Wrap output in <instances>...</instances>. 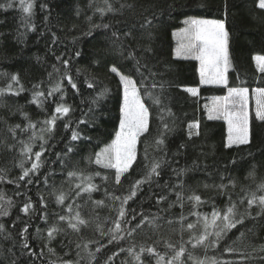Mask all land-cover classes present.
<instances>
[{
	"label": "snow or ice",
	"instance_id": "snow-or-ice-1",
	"mask_svg": "<svg viewBox=\"0 0 264 264\" xmlns=\"http://www.w3.org/2000/svg\"><path fill=\"white\" fill-rule=\"evenodd\" d=\"M95 0H89L88 7L92 9L93 16L97 13L100 16V22H93V17L88 16L89 27L81 33V37L92 36L96 31L103 30L106 38L112 45L111 55L118 57L121 61L128 62L131 67L129 72L125 73L121 70V66L117 63H111L109 71L118 77V83L122 92L119 102V124L114 132L110 142L106 143L99 151L87 157L88 165H96L99 169L110 170L113 172V184L111 190L106 186L109 179L108 175L102 174L101 171L85 172L77 168L67 171L66 183L70 185L69 191L63 190L51 191L50 196L54 197L56 205L60 206L59 212L49 213L47 211L48 201L43 195H40L34 204L30 196L26 197L22 207L18 209L23 213L27 220H23L20 216L12 221L13 228L17 227V222L23 224L19 228L17 235L20 237L21 255L26 254L29 259L43 255V249L46 248L48 253L56 254V250L52 247V243L56 241L57 236L61 233L67 234V230L82 234V230L89 227L95 221V230L101 237H108L107 243L102 244L99 240H84L82 243H76L75 248L77 259H63L61 264H81V261L87 257V264H100L97 253L106 250L108 245L113 243L119 244L121 241L129 240L128 247H120L119 251L112 252L104 260L103 264H114V258L120 253H126L130 259L121 261V264H221L220 261L213 258H205L203 260L194 257L191 250L186 247L190 244L192 249L202 247L205 252L208 248H217L221 242L225 240L228 233L237 228V225H244L245 220L264 219V181L256 185L255 190L241 189L242 195H238L234 200V190L236 187L235 179L229 175L228 182L224 183L225 176L221 175L219 184L203 183L205 189H214L216 196L204 197L191 185L187 184L184 177L188 173L202 171L206 176L211 177L212 173L208 171V165H203L198 160H193L191 166L172 167L178 164L176 157L182 155V149L187 148L188 141H192L193 137L200 136V122L198 120L188 122L186 125L187 141L176 145L175 152H169V142L177 131V117L173 112L169 103V97L166 95L167 88L171 86V82L165 80L164 73L159 71L160 62L156 60V51L152 47L153 31L156 24L162 23L160 16L155 12L150 15L146 8L139 15L142 22H139L140 36L135 35L137 24L130 26L126 20L109 19L108 17L123 16L125 10H134L136 5L133 3H119V7L115 6L113 0H103V6L93 8ZM18 6L21 16V27L26 28L29 32H36L37 26L33 21L35 15L34 8L36 0H5L0 3V9H11ZM41 10L48 9L47 3L39 5ZM205 8L204 4L198 5ZM224 18H200L193 15H186L182 20L183 27L172 32V36L177 38V46L174 49V56L185 60H194L199 64V83L200 85H214L227 89L224 96L213 97L212 104L206 105L208 120H221L226 126V137L223 147L232 149L240 146H248L252 143L251 132V113H250V90L246 86L230 87L228 84V72L231 68L230 60V32L226 26L228 15V3L224 0ZM256 7L264 10V0H257ZM171 10V6H169ZM77 15L80 10L77 9ZM47 16L44 17L47 20ZM155 22V23H154ZM2 23V21H0ZM110 32V36L107 33ZM42 34V33H41ZM4 33H0L3 36ZM25 33L19 32L17 29V42L23 43ZM54 35V34H53ZM74 41L77 38H73ZM55 40H53V43ZM76 57L81 56V52L75 53ZM37 57V61H39ZM156 61L153 63V61ZM256 69L259 73L264 74V55H255L253 57ZM57 64L51 65V71L47 72V79H41L31 84V88H25L21 79L20 72L0 71V79H4L6 83L0 86V98L7 95L19 97L24 92H30V100L28 104L35 105L37 109L44 113L43 119H31L30 115L25 112L24 105H19L17 111L23 117L26 123H17L8 125V132L13 143L5 144L7 151H17L19 145V154L22 157L16 166L20 169V174L13 179L7 180L9 184H15L17 189L21 187L20 182H24V187L34 183V178L38 177L40 170L48 162L45 156L54 145L49 143L54 139L58 129L57 122L60 121L63 129L71 133L70 141L65 145V149L55 153L57 160L65 166L66 159L70 158L69 154L75 152V147L71 142L81 140H91V137H85L80 131V125H87L88 121L83 117L87 115L81 110V118L73 119L72 113L76 111V107L67 103L66 97L71 91L73 96L82 95L78 86L79 77L82 75L80 69H76L75 77L72 74L70 66V58H64L63 55L56 56ZM99 63V61H95ZM83 84L87 88L96 90L97 81L95 77L84 74ZM183 91L192 97H198L200 93L199 87H185ZM255 101V119L264 122V87H256L251 90ZM111 93L108 87L101 88L91 98L88 111H93V106H98L102 100H105ZM83 103V100L81 101ZM54 105L50 111L46 105ZM2 119V118H0ZM7 123V121H4ZM18 132L21 134H29L27 139H20ZM144 137V141L141 138ZM148 137H152V153L149 152V146L146 143ZM39 142V150L34 148ZM145 143L143 157L138 162V144ZM200 155L207 157L208 153L201 151ZM248 157L255 159L252 152L247 153ZM244 159V158H242ZM236 159H230L225 165L224 170L229 171L228 165H237ZM26 164L30 166L26 167ZM134 165L141 169L140 178L131 180L128 188L124 189L122 178L129 181V174L133 171ZM165 167L171 169L176 180L172 183L165 182L164 188L170 190L175 195V200L168 203L167 208H158L155 214H145V212H137L136 209L129 207V201L133 200L137 193L141 190L142 185L151 184L154 178L161 176ZM255 165H252V171L248 173L246 178H254ZM7 170L0 168V181L6 179ZM100 177L105 183L103 188L104 198L93 200L92 193L101 190V185L94 183V178ZM198 184L200 182H197ZM47 184V177H45ZM231 189V190H230ZM126 191L127 194L117 195V192ZM87 193V200L83 199V195ZM17 195L22 193L17 191ZM226 197V203L223 207H218L215 203L216 197ZM4 200V194L0 193V201ZM168 200V194L158 195L156 204L161 205ZM82 201V202H81ZM111 201V204L107 203ZM12 206V201H7ZM91 205V218H86L82 214L81 209ZM190 205L187 213L184 212L185 205ZM39 205V208H37ZM178 206L181 211L175 216H161V212H168L169 209ZM210 206V212H202L199 209ZM240 206H244V210H239ZM107 207L110 212L114 211L115 216L104 217V227L100 222L97 209ZM257 209L253 215V209ZM8 208L0 204V216H9ZM54 216L55 221L49 224V217ZM189 217H195L190 220ZM38 219L44 224V228L31 223L32 219ZM161 221L172 226L174 229L178 227L181 242L179 245L159 237L152 243L137 244L133 239L139 232L146 228L159 229ZM64 225L66 227H61ZM30 227H35V237L43 241V248L38 253L30 244L32 233L29 232ZM7 230L5 224L0 223V234ZM251 231V229H249ZM188 233V240H183V234ZM244 236V232H240V237ZM5 239H13V246L8 248V252L13 256L16 253L15 240L11 233L5 236ZM148 239H151L148 236ZM239 239V237H238ZM62 248L69 249L65 255H70L71 245L73 242L61 240ZM96 245L94 251L90 249V245ZM165 249V250H161ZM24 250H27L25 253ZM229 253L237 251L236 248L229 245L224 249ZM259 251L264 252V244L259 246ZM83 252L85 255H82ZM2 255V253H0ZM250 257L241 253V262L248 260ZM8 264H18L17 259L8 260ZM55 264V261L50 262ZM261 264H264V257H261Z\"/></svg>",
	"mask_w": 264,
	"mask_h": 264
},
{
	"label": "trees",
	"instance_id": "trees-1",
	"mask_svg": "<svg viewBox=\"0 0 264 264\" xmlns=\"http://www.w3.org/2000/svg\"><path fill=\"white\" fill-rule=\"evenodd\" d=\"M5 0H0V3ZM89 0H36L34 8L33 21L37 26L36 32H29L26 28L21 27L22 13L18 6L11 9H0V71L20 72L21 79L25 88H31V84L41 79H47V72L51 71V65L57 64L56 56L63 55L64 58H70V66L72 74L75 77L76 69H80L82 75L79 77L78 86L82 95L73 96L69 91L66 101L76 107V111L72 113L73 119L81 118V110L87 113L83 118L88 121L87 125H80V131L85 137H91V140H81L71 142L75 147V152L69 154L70 158L66 159L65 166L57 160L55 153L61 152L65 149V145L70 141V131L66 132L60 121L57 122L58 129L55 133L54 139L49 143L54 145L49 152L45 153L48 162L41 168L38 177L34 178V183L24 187V182L21 187L17 189L15 184L7 183V180L13 179L20 174V169L16 166L18 161L22 158L19 154V145L17 151H7L5 144L13 143L8 132V125L17 123H26L21 114L17 111L19 105H24V111L27 112L31 119H43L44 113L41 112L35 105L28 104L30 100V92H24L19 97L7 95L0 98V168L7 170L6 179L0 181V193L4 194V200L0 201L5 208L9 210V216H0V223L5 224L6 232L0 234V264H8V260L17 259L18 264H50L55 261V264H61L63 259H77L75 248L76 243H82V236L84 240H99L100 243L106 244L108 237H101L95 230V221H93L88 228L82 230V234L67 230V234L61 233L57 236L56 241L52 243L56 254L48 253L47 249H43V255L29 259L24 254L21 255L20 237L17 235L19 228L23 224L17 222V227L13 228L12 221L20 216L23 220L28 218L20 213L18 209L22 207L26 197L30 196L35 204L40 195H43L48 201L47 211L49 213L59 212L60 206L54 202V197L49 195L51 191L63 190L69 191L70 185L66 183L67 171L77 168L87 172L101 171L102 174H107L109 179L106 186L111 190L113 184V172L110 170L99 169L96 165H88L87 157L99 151L106 143L110 142L115 130L119 124V102L121 99V89L118 83V77L109 71L111 63H117L121 66V70L125 73L129 72L131 65L126 61H121L118 57L111 55L112 45L106 38L103 30L96 31L92 36L81 37V33L86 31L89 27L88 16L93 17V22L99 23L100 16L97 13L93 16L92 9L88 7ZM115 3V0H113ZM133 3L136 5L134 10H125L123 16L109 19L126 20L130 26L133 23L137 24L135 35L140 36L139 22L142 18L139 13L146 8L149 10L148 15L155 12L160 16L162 23L156 24L153 31L152 47L156 51V60H159V71L164 73V79L171 82V86L167 88L166 95L169 97V103L173 112L177 117V131L171 141L169 142V152L176 151V145L187 141L186 125L188 122L198 120L200 122V136L193 137L192 141H188V146L182 149V155L176 157L178 164H173L172 167H187L191 166L193 160L203 165H208V171L212 173L211 177L206 176L202 171L188 173L184 177L187 184L196 189L202 196H216L214 189H205L203 183L219 184L221 182L220 176L223 175L226 179L223 181L227 183V177L235 179L236 187L233 199L236 200L238 195H242L241 189L255 190L256 185L264 181V122L255 119L254 112H251V132L252 143L248 146H240L226 149L223 147V142L226 137V124L221 120H208L205 102L207 98L212 96H224L227 94V89L214 85H200L199 83V64L194 60H185L176 58L174 56V49L176 46L175 38L172 32L180 29L183 24L182 20L186 15H193L200 18H224V0H119V3ZM257 0H227L228 15L226 19V26L230 32V60L231 68L228 72V84L230 87L246 86L249 90L256 87H264V74L259 73L256 69L253 57L255 55H264V10L256 7ZM47 3L48 9L41 10L39 5ZM119 3H115L119 7ZM204 4L205 8H200L198 5ZM96 6H103V0H95L93 8ZM171 6V10H169ZM77 9L80 14L77 15ZM47 16V20L44 17ZM155 23V22H154ZM17 29L19 32L25 33L23 43L17 42ZM42 33V34H41ZM54 34V35H53ZM110 32L107 36H110ZM77 38L75 41L73 38ZM53 40L55 42L53 43ZM81 52L80 57H76L75 53ZM39 57V61H37ZM99 61V63H95ZM156 61L154 60L153 63ZM84 74L95 77L97 81L96 90L89 89L83 84ZM6 83L4 79H0V86ZM108 87L111 89L110 95L102 100L98 106H93V111L89 112V104L91 98L101 88ZM185 87H199L200 93L198 97H192L187 92L183 91ZM83 100V103L81 102ZM49 111L54 108V105H46ZM4 121H7L5 123ZM30 134V133H29ZM29 134H21L18 132L20 139H27ZM144 141V137L141 138ZM152 137H148L146 143L149 146V152L152 153L151 145ZM145 143L138 144V162L143 157ZM39 150V142L34 148ZM201 151L208 153L207 157L200 155ZM248 152L254 154L255 159L247 156ZM236 159L237 165H228L229 171L224 170V165L230 159ZM244 158V159H242ZM255 165L254 178L248 177V173L252 171V165ZM30 164H26V167ZM141 169L134 165L133 171L127 174L129 181L122 178L124 189L128 188L131 180L140 178ZM45 177H47V184H45ZM176 180L175 175L171 169L165 167L161 176L154 178L151 184H144L137 196L129 201V207L136 209L137 212L143 211L145 214H155L158 208H167L169 202L175 200V195L169 189L164 188L165 182L172 183ZM94 183L101 185V190L93 192L92 199L98 200L104 198L103 188L105 183L100 177L94 178ZM197 182H200L199 184ZM17 191L21 195H17ZM168 194V200L161 205L156 204L158 195ZM117 195L127 194L126 191L117 192ZM88 194L83 195V199L87 200ZM11 199L12 206H9L7 201ZM82 202V201H81ZM111 204V201H107ZM215 203L218 207H223L226 203V197H216ZM39 208V205H37ZM190 205L186 204L184 212L187 213ZM239 210L242 212L244 206H240ZM181 209L176 206L169 209L168 212H161V216H175L179 214ZM199 211L210 212V206H205ZM257 209H253V215ZM86 218H91V205L85 206L81 209ZM99 213L100 222L104 224V217L115 216V212H110L109 208L103 207L97 209ZM190 220H195V217H189ZM55 221L54 216L49 217V224ZM31 223L44 228V224L33 218ZM159 229L146 228L139 232L133 239L137 244L152 243L159 237L170 240L172 243L179 245L181 242V235L178 227L173 228L160 222ZM62 228L66 227L60 225ZM111 226L110 221L104 224L105 230ZM251 229V231H249ZM29 232L32 233L30 244L38 253L43 248V241L35 237V227H30ZM240 232H244V236L240 237ZM11 233L15 240L16 253L13 256L7 250L13 246V239H5V236ZM148 236L151 239H148ZM239 237V239H238ZM188 233L183 234V240H188ZM65 243L71 240L70 255H65L69 249L62 248L60 241ZM264 244V219L251 220L247 219L244 225H237L228 233V236L221 242L217 248H208L207 251L202 247L192 249L191 245H186L191 250L192 255L201 260L207 258H215L221 264H261V257H264V252L259 251V246ZM231 245L237 251L229 253L224 249ZM129 240L121 241L119 244L113 243L108 245L106 250L97 253L100 264L112 252L119 251L120 247H128ZM96 245H90V249L94 251ZM165 250V249H161ZM25 253L27 250H24ZM241 253L249 256L248 260L241 262ZM82 255H85L81 252ZM130 259L126 253L114 258V264H121L122 260ZM81 264H87V257L81 261ZM187 264H192V261H187Z\"/></svg>",
	"mask_w": 264,
	"mask_h": 264
},
{
	"label": "rangeland",
	"instance_id": "rangeland-1",
	"mask_svg": "<svg viewBox=\"0 0 264 264\" xmlns=\"http://www.w3.org/2000/svg\"><path fill=\"white\" fill-rule=\"evenodd\" d=\"M213 19V18H212ZM183 27V26H182ZM179 30V29H178ZM177 31V30H176ZM175 41H176V46H177V38H175ZM176 46H175V48H176ZM213 97H216V96H212V97H209V98H207V100H206V102H205V106L206 105H211L212 104V102H213V100H212V98ZM249 107H250V113L253 111L254 113H255V101H254V95H253V93H252V91H250V104H249ZM206 108V107H205ZM206 111H207V109H206Z\"/></svg>",
	"mask_w": 264,
	"mask_h": 264
}]
</instances>
